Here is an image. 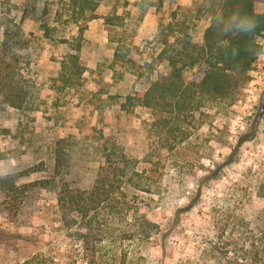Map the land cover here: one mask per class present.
<instances>
[{
	"label": "rangeland",
	"instance_id": "rangeland-1",
	"mask_svg": "<svg viewBox=\"0 0 264 264\" xmlns=\"http://www.w3.org/2000/svg\"><path fill=\"white\" fill-rule=\"evenodd\" d=\"M141 1L100 0L94 18L74 23L67 0H0V17L21 20L34 81L31 106L0 103V174H19L18 190H0V264H264V57L234 99L201 98L172 145L155 125L166 113L121 103L168 74L157 56L161 28L185 26L200 42L221 0H162L140 15ZM114 13L122 26L105 24ZM79 26L87 70L81 85L58 89ZM200 68L185 70L184 81ZM108 150L134 161L117 195L127 210L100 218L84 246L82 229L62 227L56 191L62 183L89 189ZM142 216L155 225L148 237Z\"/></svg>",
	"mask_w": 264,
	"mask_h": 264
},
{
	"label": "trees",
	"instance_id": "trees-1",
	"mask_svg": "<svg viewBox=\"0 0 264 264\" xmlns=\"http://www.w3.org/2000/svg\"><path fill=\"white\" fill-rule=\"evenodd\" d=\"M99 1L67 0L68 20L77 23L80 18H94ZM142 1L136 3L140 15L144 13L143 4H155L158 7L162 3V0L145 3ZM259 4L264 5V0H221L203 30L200 42L192 41L185 26L174 28L169 24L164 25L160 30L161 49L157 56L158 60L164 61L169 67L168 74L152 81L144 91L127 94L121 108L142 105L166 113L165 116L155 119V125L172 134V145L179 143L184 137L177 138L174 134L181 130L177 123L188 113L197 110L201 98L234 99L241 85L248 80V71L258 57L254 52L263 48L259 37L264 36V9L257 10L256 6ZM237 10L253 16L259 21V26L250 35H223L222 25L217 17H227ZM7 12H3L0 17V103L21 109L33 103L34 81L25 74L29 59L22 53L27 47V39L24 37L21 20L14 21ZM104 22L107 26H122L124 17L114 13L106 16ZM40 29L48 34L47 24L40 25ZM82 30L83 27L79 26L75 43L69 45L71 51L65 52L60 59L58 89L81 85L82 74L87 70L79 55ZM233 48L240 50L235 60L226 55ZM119 55L120 50L117 48L113 53L114 61ZM196 66H202L200 77L184 81V71ZM3 156L0 151V159ZM133 163L134 161L123 152L108 150L103 153V163L89 189L72 188L67 183H62L57 189L55 199L60 223L65 230L76 227L82 229L80 238L84 246L87 244L86 237L92 236L96 228L99 229L100 218L120 216L126 212L125 203L119 201L117 195L123 191L125 181L131 182L128 172L133 171ZM18 178L17 173L0 174V190L6 193L15 192L18 190ZM141 220L145 227L150 225L148 229L143 230L148 237L150 228L155 225L143 216ZM87 264H93L92 260L89 259Z\"/></svg>",
	"mask_w": 264,
	"mask_h": 264
},
{
	"label": "clouds",
	"instance_id": "clouds-1",
	"mask_svg": "<svg viewBox=\"0 0 264 264\" xmlns=\"http://www.w3.org/2000/svg\"><path fill=\"white\" fill-rule=\"evenodd\" d=\"M217 20L222 25V34L227 36L230 33H238L241 35H250L255 32L256 28L259 26V21L253 16L243 13L239 10L230 13L227 17L220 15ZM248 51H253L252 49H247ZM240 50L238 48L231 49L226 55L235 60L239 56ZM254 55L264 57V50H257Z\"/></svg>",
	"mask_w": 264,
	"mask_h": 264
}]
</instances>
